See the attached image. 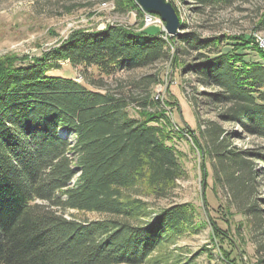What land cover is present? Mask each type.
<instances>
[{
	"label": "trees",
	"instance_id": "obj_1",
	"mask_svg": "<svg viewBox=\"0 0 264 264\" xmlns=\"http://www.w3.org/2000/svg\"><path fill=\"white\" fill-rule=\"evenodd\" d=\"M67 1V10L112 1L119 12L134 3ZM195 1L207 7L229 0ZM149 27L75 29L40 55L0 57V264L171 261L170 247L195 227L186 203L151 215L142 197L165 196L183 174L169 140L175 126L166 129L164 104L152 94L158 75L133 81L138 94L104 80L164 59L170 41L181 69L206 88L190 101L198 129L190 134L203 169L209 161L214 195L222 191L225 206L243 215L251 238L264 234V51L256 42L263 62L246 61L234 46L221 51L225 36L184 30L172 37ZM61 60L100 76L80 82L53 74ZM201 105L214 107L215 116L202 118ZM243 135L262 142L237 146ZM68 210L102 217L80 219ZM254 241L264 250V241Z\"/></svg>",
	"mask_w": 264,
	"mask_h": 264
},
{
	"label": "rangeland",
	"instance_id": "obj_2",
	"mask_svg": "<svg viewBox=\"0 0 264 264\" xmlns=\"http://www.w3.org/2000/svg\"><path fill=\"white\" fill-rule=\"evenodd\" d=\"M135 1L126 11L119 12L115 11L112 1L92 6L77 4L67 10L64 7L70 3L67 0H0V57L6 54L40 55L62 42L75 29L101 30L107 25L121 24L134 29L150 26L148 30L151 32L156 29L166 32L165 23L156 14H151L156 18L154 24H145L146 12ZM167 1L174 6L180 22L185 24L178 32L196 30L204 36H225L227 41L221 51H230L234 46L246 61L263 62L253 46L257 42L264 51V0H229L207 7H199L195 0ZM240 36L253 40L252 45L243 44L237 39ZM174 47L170 41L166 48L167 57L150 66L119 70L109 77L104 76L110 88L122 85L138 94L133 81L156 73L158 82L152 84V94L164 104L166 129L175 126L169 131V140L177 150L183 174L165 196L144 194L142 197L148 202L151 215L169 205L186 203L193 211L195 229H188L177 239L170 247L173 251L171 261L161 264H264L260 262L264 250H257L254 241L263 242L264 234L255 231L257 237L251 238L243 215L225 206L222 191H219L220 196L214 195L209 161L206 160L203 169L202 151L190 134V131L198 134L190 101L193 96L201 98L198 91L206 88L196 86L194 75L181 69ZM58 65L53 74L70 76L80 82L85 81V76L89 79L100 76L94 67H74L67 60H61ZM200 108L202 118L215 116L214 107L201 105ZM224 126L240 131L238 124ZM185 128L188 132L183 131ZM180 130L183 134H179ZM252 141L262 142L248 135L235 138L237 146L250 145ZM261 192L264 196L263 189ZM66 215L80 219L102 217L95 212L76 210H68Z\"/></svg>",
	"mask_w": 264,
	"mask_h": 264
},
{
	"label": "water",
	"instance_id": "obj_3",
	"mask_svg": "<svg viewBox=\"0 0 264 264\" xmlns=\"http://www.w3.org/2000/svg\"><path fill=\"white\" fill-rule=\"evenodd\" d=\"M142 11L160 16L165 23V30L170 36L178 33L180 19L174 6L167 0H136Z\"/></svg>",
	"mask_w": 264,
	"mask_h": 264
},
{
	"label": "built area",
	"instance_id": "obj_4",
	"mask_svg": "<svg viewBox=\"0 0 264 264\" xmlns=\"http://www.w3.org/2000/svg\"><path fill=\"white\" fill-rule=\"evenodd\" d=\"M144 19H145V24H154L155 22V17L152 16L151 14L145 13L144 14Z\"/></svg>",
	"mask_w": 264,
	"mask_h": 264
}]
</instances>
